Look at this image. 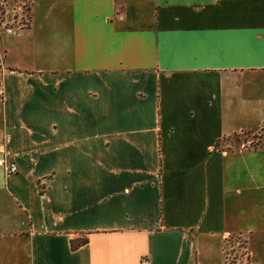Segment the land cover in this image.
Segmentation results:
<instances>
[{"label": "crops", "instance_id": "1", "mask_svg": "<svg viewBox=\"0 0 264 264\" xmlns=\"http://www.w3.org/2000/svg\"><path fill=\"white\" fill-rule=\"evenodd\" d=\"M15 1L0 264H263L264 144L217 145L264 129V0Z\"/></svg>", "mask_w": 264, "mask_h": 264}, {"label": "rangeland", "instance_id": "2", "mask_svg": "<svg viewBox=\"0 0 264 264\" xmlns=\"http://www.w3.org/2000/svg\"><path fill=\"white\" fill-rule=\"evenodd\" d=\"M8 6H11L10 8H15L13 2H10L7 4ZM3 12L5 11L3 8H1ZM8 21L11 22V18L8 14L7 16ZM9 26L15 27L17 29L16 24H10ZM226 143H218V148H231L234 143L241 142L249 143L248 145H245V148H252L257 147L259 144L264 143V129L261 130V132H258L255 135H236L233 137H230L229 139L225 140ZM222 145H224L222 147ZM261 253H264V249H261ZM224 257H225V264H258L254 257L252 256L250 250L248 249L246 243L239 237H232L226 239L225 246H224ZM263 264H264V258H263Z\"/></svg>", "mask_w": 264, "mask_h": 264}, {"label": "built area", "instance_id": "3", "mask_svg": "<svg viewBox=\"0 0 264 264\" xmlns=\"http://www.w3.org/2000/svg\"><path fill=\"white\" fill-rule=\"evenodd\" d=\"M10 7L11 6L6 10L4 5L0 4V32L15 34L18 30L26 29L28 24V12L24 3H14L15 8L12 9ZM1 8L5 11L3 12ZM8 14L11 18V22L8 21ZM10 24H16L17 29L13 26H9ZM0 154V169L3 174L6 176L17 174L18 167L16 163L10 159L6 153L0 152ZM139 264H150V261L147 256H142L139 259Z\"/></svg>", "mask_w": 264, "mask_h": 264}, {"label": "trees", "instance_id": "4", "mask_svg": "<svg viewBox=\"0 0 264 264\" xmlns=\"http://www.w3.org/2000/svg\"><path fill=\"white\" fill-rule=\"evenodd\" d=\"M262 144H264V143H262ZM86 243H87V238L86 237H84L82 239H78V240H73V241L70 242V248H71L72 251H75L78 248H80L81 246L85 245ZM224 264H225V262H224Z\"/></svg>", "mask_w": 264, "mask_h": 264}]
</instances>
